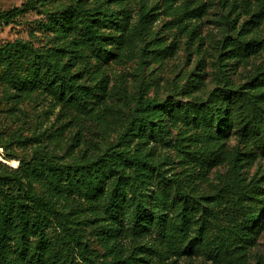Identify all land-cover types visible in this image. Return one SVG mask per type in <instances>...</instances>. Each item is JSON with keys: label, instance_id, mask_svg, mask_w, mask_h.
<instances>
[{"label": "rangeland", "instance_id": "374dc122", "mask_svg": "<svg viewBox=\"0 0 264 264\" xmlns=\"http://www.w3.org/2000/svg\"><path fill=\"white\" fill-rule=\"evenodd\" d=\"M6 44L0 211L22 179L61 215L0 259L264 264V0H0Z\"/></svg>", "mask_w": 264, "mask_h": 264}, {"label": "trees", "instance_id": "16d2710c", "mask_svg": "<svg viewBox=\"0 0 264 264\" xmlns=\"http://www.w3.org/2000/svg\"><path fill=\"white\" fill-rule=\"evenodd\" d=\"M21 12L20 9H15L11 13L7 15L8 20H12L14 17H16ZM88 28V27H86ZM11 48V44H6L3 47H0V56H6L9 54V49ZM158 106V102L155 100H145L141 103L140 107L141 109H147V108H155ZM147 117L145 115H141V121L145 122ZM209 158L207 157V160ZM43 162H45L50 168L55 170H60L66 174L72 175L74 177H80L84 175L86 172H91V169L94 167L96 162H90V163H83L78 165H65V164H58V163H51L48 162L45 159H42ZM137 164L142 163L145 166L149 165V162L144 158H136L135 161ZM20 190L18 194L17 200H7L3 204L1 211H0V252L2 250V243L7 240L8 235V228L10 224H15L17 229L19 230V233L21 235H25L27 232H41V224L43 221L44 216H49L53 218H59L61 213L57 211L53 204L44 199L41 196L33 195L29 199H23V197L29 196L26 191L25 183L22 179H20ZM0 195L4 198L8 197V194L5 193L1 183H0ZM137 214L142 213V210L137 208ZM225 214L229 217H233L235 219H238V215L244 216L248 223H256L259 219L260 214L257 212H247L240 210L238 208L231 207L225 209ZM198 228L195 231L194 237L190 240V245L194 246L201 242L202 235H203V225L198 223ZM4 255V254H3ZM41 260V259H40ZM35 262L37 264H40L39 259H37ZM0 264H14L10 260L6 258L0 259Z\"/></svg>", "mask_w": 264, "mask_h": 264}]
</instances>
